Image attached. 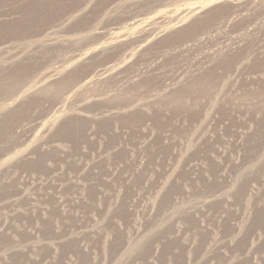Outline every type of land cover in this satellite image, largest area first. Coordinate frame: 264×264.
<instances>
[{
	"label": "rangeland",
	"instance_id": "obj_1",
	"mask_svg": "<svg viewBox=\"0 0 264 264\" xmlns=\"http://www.w3.org/2000/svg\"><path fill=\"white\" fill-rule=\"evenodd\" d=\"M0 264H264V0H0Z\"/></svg>",
	"mask_w": 264,
	"mask_h": 264
}]
</instances>
